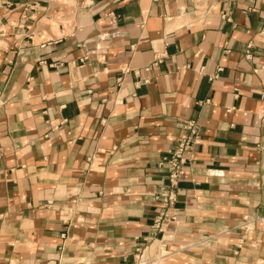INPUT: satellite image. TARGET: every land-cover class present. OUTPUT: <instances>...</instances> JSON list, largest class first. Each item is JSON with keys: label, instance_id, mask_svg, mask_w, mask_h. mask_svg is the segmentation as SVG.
Instances as JSON below:
<instances>
[{"label": "crops", "instance_id": "0c3cea01", "mask_svg": "<svg viewBox=\"0 0 264 264\" xmlns=\"http://www.w3.org/2000/svg\"><path fill=\"white\" fill-rule=\"evenodd\" d=\"M188 119L201 138L157 230L158 160ZM141 245L264 264V0H0V264H132Z\"/></svg>", "mask_w": 264, "mask_h": 264}, {"label": "built area", "instance_id": "2783aa9c", "mask_svg": "<svg viewBox=\"0 0 264 264\" xmlns=\"http://www.w3.org/2000/svg\"><path fill=\"white\" fill-rule=\"evenodd\" d=\"M161 58L162 56L160 55L156 56V58L148 66H145L144 69L149 70L151 67L157 65L161 61ZM122 71L126 72L127 68H123ZM182 128L183 132L178 136L176 142L163 153L158 160V165L166 168V182L154 193V198L159 200L162 204V210L155 216L153 223V227L157 230H160L161 222L169 217L168 210L172 208L177 201L180 174L185 165L189 162L186 154L191 152L201 138L200 125L195 119L184 121ZM146 248V245H141L136 249L132 264H156L158 259L164 258L167 255L160 249L158 256L153 257L148 253Z\"/></svg>", "mask_w": 264, "mask_h": 264}, {"label": "rangeland", "instance_id": "374dc122", "mask_svg": "<svg viewBox=\"0 0 264 264\" xmlns=\"http://www.w3.org/2000/svg\"><path fill=\"white\" fill-rule=\"evenodd\" d=\"M155 251H156V252L158 251V253H159V251H160L159 245H157V248H155L153 252H155ZM153 252H152V253H153Z\"/></svg>", "mask_w": 264, "mask_h": 264}]
</instances>
